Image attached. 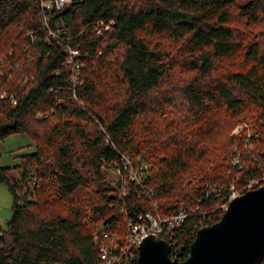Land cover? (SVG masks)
I'll return each mask as SVG.
<instances>
[{"label": "trees", "instance_id": "16d2710c", "mask_svg": "<svg viewBox=\"0 0 264 264\" xmlns=\"http://www.w3.org/2000/svg\"><path fill=\"white\" fill-rule=\"evenodd\" d=\"M42 1L0 0V142L24 133L33 145L0 166L12 197L0 264H100L104 230L122 246L139 214L199 205L160 233L184 260L226 188L264 170V0ZM243 122L257 136L232 133ZM123 155L148 165L140 184Z\"/></svg>", "mask_w": 264, "mask_h": 264}, {"label": "water", "instance_id": "95a60500", "mask_svg": "<svg viewBox=\"0 0 264 264\" xmlns=\"http://www.w3.org/2000/svg\"><path fill=\"white\" fill-rule=\"evenodd\" d=\"M157 235L138 245L136 264H260L264 257V183L229 201L216 222L198 228L184 260Z\"/></svg>", "mask_w": 264, "mask_h": 264}, {"label": "built area", "instance_id": "2783aa9c", "mask_svg": "<svg viewBox=\"0 0 264 264\" xmlns=\"http://www.w3.org/2000/svg\"><path fill=\"white\" fill-rule=\"evenodd\" d=\"M70 0H46L41 2V7L46 11L52 5L56 8H60L65 3H68ZM46 20V19H45ZM101 23H99L100 25ZM79 52L77 49H68V56L66 58V63H68L72 68L71 78L73 81L79 79V64L76 61L75 57L78 56ZM244 126H236L233 133H237L240 129L244 127H248L246 123ZM240 126V128H239ZM247 138L252 135L257 136V133L250 132L248 128H245ZM240 152L236 151L235 155H233L231 159V165L240 166L239 156ZM264 155V154H263ZM123 169L126 170L127 178L131 181H134L136 184H140L143 180V173L147 170L148 165L144 163H133L131 159L127 156H122ZM117 175L121 174V169L117 168ZM122 178V175H120ZM264 183V170L260 171L258 176L251 177L246 183L237 186L235 183H231L226 188V195L223 196L220 203L216 206V209H226L229 201L237 196L243 194L244 192L255 189L261 186ZM210 187V185H208ZM213 188V187H212ZM197 205L196 208L191 207L190 204L180 206L175 212L170 213L165 216H155L151 213L139 214L135 221L129 220L127 222V234L125 235L124 245L120 246L117 241L116 236H112L109 231L104 230L101 235L108 240L107 244L100 243L99 245V257L101 258L100 264H134L133 259L135 256H138V245L141 240L149 235H157L161 238L163 236L160 235L163 227H174L183 222L184 218H186L189 212L193 213L198 210L199 212H203V208ZM164 239V238H163ZM137 259V257H136Z\"/></svg>", "mask_w": 264, "mask_h": 264}, {"label": "rangeland", "instance_id": "374dc122", "mask_svg": "<svg viewBox=\"0 0 264 264\" xmlns=\"http://www.w3.org/2000/svg\"><path fill=\"white\" fill-rule=\"evenodd\" d=\"M239 3H243L247 0H236ZM45 21V19H44ZM260 27V26H259ZM160 42L164 44L165 46H168V42L160 39ZM220 67L217 68L215 72V75L223 73L225 69L234 67L236 65V61H230V62H224V63H219ZM175 71L170 73V79L173 80L172 82H180L181 76L188 78L190 74L188 72H183L180 69V65L175 66ZM221 75V74H220ZM175 83H173L175 85ZM181 83V82H180ZM179 83V84H180ZM167 85V84H166ZM245 123V122H243ZM240 123V126H244L245 124ZM247 124V123H246ZM248 125V124H247ZM239 126V128H240ZM236 128V127H235ZM235 128H233L232 133L234 132ZM250 132H252V129L248 127ZM31 141L27 137L26 134L24 133H15L7 136L3 141L0 142V166H14L15 164H18L19 158L16 157L17 153H23V152H29L30 150L33 149L32 146H26L29 144ZM23 146L22 150H19V147ZM264 153V150H263ZM264 156V155H263ZM137 163L141 164L144 162H140L137 159ZM146 163V162H145ZM11 172L16 173L17 170H12ZM106 172L109 178L111 179H117L118 178V173H117V168H106ZM187 182V181H185ZM11 203H12V197L8 191V189L0 184V226L5 227L6 226V220H8L11 216L12 213V208H11ZM225 209L221 208L220 211H224ZM221 217V216H220ZM219 220V219H218Z\"/></svg>", "mask_w": 264, "mask_h": 264}]
</instances>
